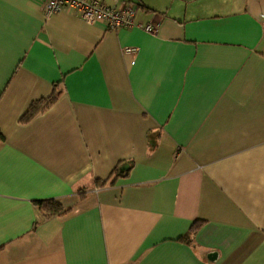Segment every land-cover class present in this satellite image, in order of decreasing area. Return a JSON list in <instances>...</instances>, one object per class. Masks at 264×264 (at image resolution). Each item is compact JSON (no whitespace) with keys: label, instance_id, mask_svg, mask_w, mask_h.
Returning <instances> with one entry per match:
<instances>
[{"label":"crops","instance_id":"crops-1","mask_svg":"<svg viewBox=\"0 0 264 264\" xmlns=\"http://www.w3.org/2000/svg\"><path fill=\"white\" fill-rule=\"evenodd\" d=\"M102 1L0 0V264H264V0Z\"/></svg>","mask_w":264,"mask_h":264},{"label":"built area","instance_id":"built-area-1","mask_svg":"<svg viewBox=\"0 0 264 264\" xmlns=\"http://www.w3.org/2000/svg\"><path fill=\"white\" fill-rule=\"evenodd\" d=\"M44 9L47 14L62 10L74 11L90 22L103 23L111 31L137 26L149 33L156 32L155 26L136 21L137 6L133 3L109 5L102 0H46ZM134 51L135 47L123 48L125 54Z\"/></svg>","mask_w":264,"mask_h":264},{"label":"trees","instance_id":"trees-1","mask_svg":"<svg viewBox=\"0 0 264 264\" xmlns=\"http://www.w3.org/2000/svg\"><path fill=\"white\" fill-rule=\"evenodd\" d=\"M59 91L57 90V88H54V91L52 92V94L47 97V98H42L36 101H33L28 110L23 114V116L21 117L20 121L22 123H27L29 122L37 113L45 110L49 105H51L56 98L58 97ZM4 140V136L2 134V132L0 131V141ZM122 163H119L114 170L112 171V174L110 175V177L107 180H99L96 182V185L98 187H103L106 185V183H109L110 185L114 184L115 180L118 177H123L126 174V170H123L121 167ZM131 163H129V167L130 168ZM34 204L37 206L38 211L40 213V218L42 220L54 217V216H61L64 215L68 209H66L63 204L61 203V201L54 199V198H50V199H42V200H37L34 202ZM38 222H35L34 225H37ZM200 224V221H196L193 223V225L191 226L189 232L181 237H179V240L185 241V242H190L191 241V235L195 232L196 227Z\"/></svg>","mask_w":264,"mask_h":264}]
</instances>
